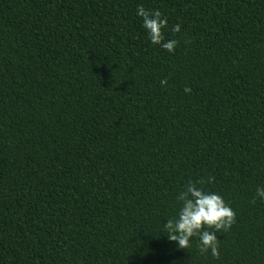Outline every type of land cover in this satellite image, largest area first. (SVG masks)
<instances>
[{"label":"trees","instance_id":"16d2710c","mask_svg":"<svg viewBox=\"0 0 264 264\" xmlns=\"http://www.w3.org/2000/svg\"><path fill=\"white\" fill-rule=\"evenodd\" d=\"M189 180L235 213L217 257L163 228ZM257 186L264 0H0V264H264Z\"/></svg>","mask_w":264,"mask_h":264},{"label":"clouds","instance_id":"9594fccd","mask_svg":"<svg viewBox=\"0 0 264 264\" xmlns=\"http://www.w3.org/2000/svg\"><path fill=\"white\" fill-rule=\"evenodd\" d=\"M135 14L142 20L148 42L172 53L177 40L165 39L162 30L168 22L161 12L158 9L148 10L143 5H138ZM171 31L179 32L180 25L174 24ZM160 84L164 86L166 81L162 79ZM190 91L189 87L184 88L185 93ZM207 182L211 184L213 178L208 177ZM202 183L203 181L200 180L195 182L189 180L183 189L176 193L175 200L179 208L174 218L165 220L163 228L167 232L168 240L174 241L176 247L187 249L191 245L192 238H197L196 244L201 254L210 253L213 257H217L219 255L217 233L229 229L234 223L235 213L217 192L198 186ZM253 199L264 202V187H256Z\"/></svg>","mask_w":264,"mask_h":264}]
</instances>
